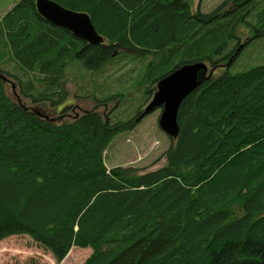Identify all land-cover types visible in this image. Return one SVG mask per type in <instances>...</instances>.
I'll use <instances>...</instances> for the list:
<instances>
[{
  "label": "trees",
  "instance_id": "obj_1",
  "mask_svg": "<svg viewBox=\"0 0 264 264\" xmlns=\"http://www.w3.org/2000/svg\"><path fill=\"white\" fill-rule=\"evenodd\" d=\"M35 1L0 16V241L26 236L56 264L73 247L91 250L82 264H264V58L238 63L264 41V0L208 13L184 0H49L86 14L99 45L45 22ZM199 62L224 69L180 103L164 164L106 169V147L141 121L156 83ZM84 78L82 100L111 84L96 104L126 108L67 118V107L59 121L35 110L63 107L66 84Z\"/></svg>",
  "mask_w": 264,
  "mask_h": 264
},
{
  "label": "rangeland",
  "instance_id": "obj_2",
  "mask_svg": "<svg viewBox=\"0 0 264 264\" xmlns=\"http://www.w3.org/2000/svg\"><path fill=\"white\" fill-rule=\"evenodd\" d=\"M18 0H0V16H2L11 6ZM188 3L190 11L195 13H208L212 11L223 0H184ZM243 42L242 40L240 41ZM264 58V41H256L248 46L240 56L238 63L240 68L248 67L259 63ZM130 66V65H129ZM140 67L138 70L140 71ZM224 68L212 71L211 76H216ZM209 70V69H208ZM114 73L110 76L113 80L119 74ZM77 79L70 80L65 86L67 98L63 107L49 108L47 105L35 108L44 117L62 120V110L67 109L68 112L63 113L67 118L72 117L75 113L79 114L84 111H96L100 114L109 116L110 109L116 110L126 108V104H121L117 101H109L104 106L98 107L95 98L109 95L115 92V88L101 92H90L94 98L82 100L81 93L76 91L78 85H82L86 79H79V83L75 84ZM81 81V82H80ZM115 83V82H114ZM108 85V84H107ZM87 88H89L86 85ZM7 94L12 95V92L6 87ZM111 104V105H109ZM109 105V106H107ZM107 107V108H106ZM62 109L61 111H59ZM70 110V111H69ZM159 111L155 110L152 113L144 116L141 121L131 131H126L115 136L106 147L103 153V165L106 169L114 167H131L136 169L139 173L153 171L164 164V156L166 149L171 144V139L166 137L157 126V118ZM65 119V118H64ZM91 250L89 248L73 247L68 252L66 257L59 264H82L88 257ZM0 264H56L51 256L40 249H38L26 236H13L0 241Z\"/></svg>",
  "mask_w": 264,
  "mask_h": 264
},
{
  "label": "water",
  "instance_id": "obj_3",
  "mask_svg": "<svg viewBox=\"0 0 264 264\" xmlns=\"http://www.w3.org/2000/svg\"><path fill=\"white\" fill-rule=\"evenodd\" d=\"M34 8L45 22L67 31L72 37L88 45L103 43V39L96 34L86 14L66 10L49 0H36ZM211 72L205 64L200 62L174 69L156 83L151 99L143 108L140 117L158 110L159 130L166 137L175 139L178 134L176 115L180 103L200 85L201 81L207 80ZM11 87H13L12 84Z\"/></svg>",
  "mask_w": 264,
  "mask_h": 264
}]
</instances>
